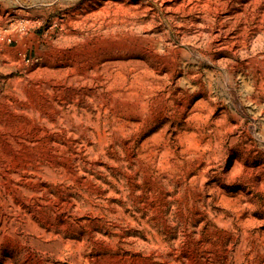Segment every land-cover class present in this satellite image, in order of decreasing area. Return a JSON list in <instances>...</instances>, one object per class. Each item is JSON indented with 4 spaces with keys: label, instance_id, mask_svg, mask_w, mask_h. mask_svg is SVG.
<instances>
[{
    "label": "rangeland",
    "instance_id": "rangeland-1",
    "mask_svg": "<svg viewBox=\"0 0 264 264\" xmlns=\"http://www.w3.org/2000/svg\"><path fill=\"white\" fill-rule=\"evenodd\" d=\"M0 264H264V0H0Z\"/></svg>",
    "mask_w": 264,
    "mask_h": 264
},
{
    "label": "built area",
    "instance_id": "built-area-1",
    "mask_svg": "<svg viewBox=\"0 0 264 264\" xmlns=\"http://www.w3.org/2000/svg\"><path fill=\"white\" fill-rule=\"evenodd\" d=\"M32 22V20L27 17V16H23L20 21H19V24L20 25H23L22 28L20 30L24 31L22 33H27L28 32V26L29 24ZM9 41H12V38H9ZM27 61H30V59H28Z\"/></svg>",
    "mask_w": 264,
    "mask_h": 264
}]
</instances>
